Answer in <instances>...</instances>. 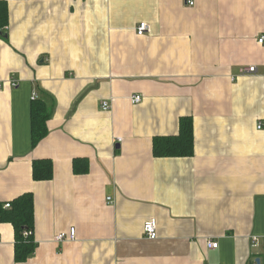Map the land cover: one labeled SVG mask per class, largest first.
<instances>
[{
	"label": "crops",
	"instance_id": "0c3cea01",
	"mask_svg": "<svg viewBox=\"0 0 264 264\" xmlns=\"http://www.w3.org/2000/svg\"><path fill=\"white\" fill-rule=\"evenodd\" d=\"M0 1V203L33 193L37 243L16 263L0 222V264H264V0ZM34 95L50 112L36 147ZM182 117L194 156L156 158ZM42 159L54 176L37 182Z\"/></svg>",
	"mask_w": 264,
	"mask_h": 264
},
{
	"label": "trees",
	"instance_id": "16d2710c",
	"mask_svg": "<svg viewBox=\"0 0 264 264\" xmlns=\"http://www.w3.org/2000/svg\"><path fill=\"white\" fill-rule=\"evenodd\" d=\"M10 11L6 1H0V32L9 26ZM50 112L47 104L34 98L31 105L32 146L36 147L49 133L48 120ZM194 120L192 117H182L179 122V133L175 136H159L153 141V153L156 158H187L194 156ZM89 169L88 162L74 160L76 174H84ZM54 176L53 163L49 159L36 160L33 163V178L37 182L52 180ZM5 208L0 203V222L11 223L16 231L15 261L26 262L36 251L34 239L35 199L33 193H25ZM31 232L26 236L25 233Z\"/></svg>",
	"mask_w": 264,
	"mask_h": 264
},
{
	"label": "built area",
	"instance_id": "2783aa9c",
	"mask_svg": "<svg viewBox=\"0 0 264 264\" xmlns=\"http://www.w3.org/2000/svg\"><path fill=\"white\" fill-rule=\"evenodd\" d=\"M187 4L189 6H194V1L193 0H187ZM151 31V28L150 26L147 24V23H141L138 28H137V35L140 36V37H143V36H146L147 34H149ZM260 44H264V37H262L259 41ZM257 73V67H249V68H244L242 70V74L243 75H254ZM11 85L15 88L18 87V82L17 81H12L11 82ZM34 98H35V95H34ZM132 102L134 104H140L142 102V97L140 95H135L132 97ZM102 110L103 111H109L110 110V105L108 102H103L102 103ZM258 129L259 130H262L264 129V124L263 122H260L259 125H258ZM110 200V199H109ZM5 208H10V204H7L5 206ZM144 234L146 236V238L150 239V240H156L158 238V224H157V221L156 219H151L149 221H147L144 225ZM26 236H29L31 235V232H27L25 233ZM75 237H76V231L75 229H72L70 231V236H67L66 233H62V234H59L57 237H56V241L58 242H65L67 240H75ZM260 244V241L258 238L254 237L253 240H252V246L253 247H258ZM207 247L209 249H217L219 247V244L214 242V241H207L206 243Z\"/></svg>",
	"mask_w": 264,
	"mask_h": 264
},
{
	"label": "water",
	"instance_id": "95a60500",
	"mask_svg": "<svg viewBox=\"0 0 264 264\" xmlns=\"http://www.w3.org/2000/svg\"><path fill=\"white\" fill-rule=\"evenodd\" d=\"M3 33L2 32H0V35H2Z\"/></svg>",
	"mask_w": 264,
	"mask_h": 264
}]
</instances>
